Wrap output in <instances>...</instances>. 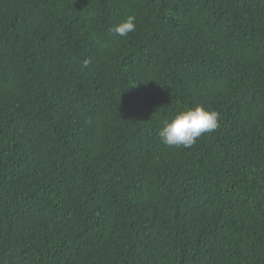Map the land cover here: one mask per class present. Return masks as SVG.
Segmentation results:
<instances>
[{
	"label": "trees",
	"instance_id": "1",
	"mask_svg": "<svg viewBox=\"0 0 264 264\" xmlns=\"http://www.w3.org/2000/svg\"><path fill=\"white\" fill-rule=\"evenodd\" d=\"M0 264H264V0H0Z\"/></svg>",
	"mask_w": 264,
	"mask_h": 264
},
{
	"label": "clouds",
	"instance_id": "2",
	"mask_svg": "<svg viewBox=\"0 0 264 264\" xmlns=\"http://www.w3.org/2000/svg\"><path fill=\"white\" fill-rule=\"evenodd\" d=\"M135 16L129 15L114 25L110 31L118 37H127L136 30ZM219 113L194 105L165 120L158 131L160 142L168 147L191 148L205 133L214 132L219 126Z\"/></svg>",
	"mask_w": 264,
	"mask_h": 264
}]
</instances>
